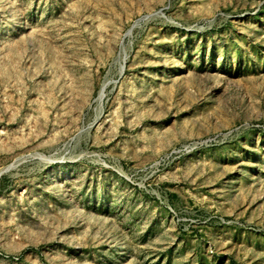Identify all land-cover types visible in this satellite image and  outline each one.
I'll list each match as a JSON object with an SVG mask.
<instances>
[{
  "label": "rangeland",
  "instance_id": "374dc122",
  "mask_svg": "<svg viewBox=\"0 0 264 264\" xmlns=\"http://www.w3.org/2000/svg\"><path fill=\"white\" fill-rule=\"evenodd\" d=\"M0 264H264V0H0Z\"/></svg>",
  "mask_w": 264,
  "mask_h": 264
}]
</instances>
